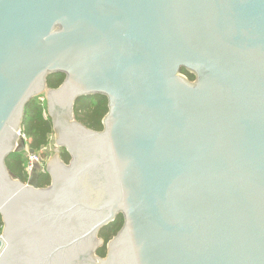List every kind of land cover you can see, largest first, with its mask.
I'll return each mask as SVG.
<instances>
[{
    "label": "water",
    "instance_id": "obj_1",
    "mask_svg": "<svg viewBox=\"0 0 264 264\" xmlns=\"http://www.w3.org/2000/svg\"><path fill=\"white\" fill-rule=\"evenodd\" d=\"M41 96L47 188L6 165ZM0 215V264H264V0H0Z\"/></svg>",
    "mask_w": 264,
    "mask_h": 264
},
{
    "label": "trees",
    "instance_id": "obj_2",
    "mask_svg": "<svg viewBox=\"0 0 264 264\" xmlns=\"http://www.w3.org/2000/svg\"><path fill=\"white\" fill-rule=\"evenodd\" d=\"M183 74L190 80L195 81L194 76L183 70ZM65 76L57 74L49 76L47 85L49 89H58L64 82ZM43 97L32 99L25 109V117L22 125V133L29 139L30 147L34 151H40L43 146L48 145L49 136L54 134L52 120L47 114V104ZM108 99L104 96L84 97L76 102L74 113L76 121L86 128L95 131H103L102 122L108 114ZM22 149V147H19ZM23 151V150H22ZM22 151H17L9 156L6 165L12 176L24 184H28L30 177L25 172V159ZM62 160L68 164L71 160L69 154L64 151L61 154ZM35 176V175H34ZM32 176V182L36 181L39 188H47L51 185V177L48 173L37 175V179ZM123 218L119 216L113 223L103 228L100 237L107 244L123 226ZM4 224L0 215V236ZM100 258L106 256V245L97 251Z\"/></svg>",
    "mask_w": 264,
    "mask_h": 264
},
{
    "label": "built area",
    "instance_id": "obj_3",
    "mask_svg": "<svg viewBox=\"0 0 264 264\" xmlns=\"http://www.w3.org/2000/svg\"><path fill=\"white\" fill-rule=\"evenodd\" d=\"M45 101V99H43ZM19 142L22 144V154L24 156L26 165H25V172L28 174L29 177L34 175L48 173V161L50 159V153L52 152L54 146V137L53 135L49 136V143L46 146H43L40 151H34L30 147L29 139L26 137L22 130L19 132ZM44 154H43V153Z\"/></svg>",
    "mask_w": 264,
    "mask_h": 264
},
{
    "label": "rangeland",
    "instance_id": "obj_4",
    "mask_svg": "<svg viewBox=\"0 0 264 264\" xmlns=\"http://www.w3.org/2000/svg\"><path fill=\"white\" fill-rule=\"evenodd\" d=\"M41 97L44 98V96H41ZM44 99H45V98H44ZM47 114H48V110H47ZM48 116H49V114H48ZM53 137H54V144L56 145V148H55V146H54L52 152L50 153V159H49V161H48V165H49L50 161L53 159V157H54L56 154L59 155V153L62 154V153L65 151L64 149H61V148L59 149V148H58V146H57V144H56L55 134H53ZM17 150H20V148L18 147ZM42 153H43V152H42ZM43 154H44V153H43Z\"/></svg>",
    "mask_w": 264,
    "mask_h": 264
},
{
    "label": "flooded vegetation",
    "instance_id": "obj_5",
    "mask_svg": "<svg viewBox=\"0 0 264 264\" xmlns=\"http://www.w3.org/2000/svg\"><path fill=\"white\" fill-rule=\"evenodd\" d=\"M58 156H60V158H61V153H59ZM63 162H64V161H63ZM70 162H71V160H70ZM70 162H69L68 164H66L65 162H64V163H65L66 165H69ZM119 216H122V215H118V216L116 217V219H117ZM122 218H123V216H122ZM116 219H115V220H116ZM115 220H114V221H115ZM123 221H124V220H123ZM112 223H113V222H112ZM123 224H124V222H123ZM122 227H123V226H122ZM121 229H122V228H121ZM100 232H101V231H100ZM119 232H120V231H119ZM119 232H118V233H119ZM118 233H117V234H118ZM117 234H116V235H117ZM114 237H115V236H114ZM114 237H113V238H114ZM99 238L103 241V245L100 246V247L97 249V251L106 245V255H107V245H108V243H109L113 238H112L110 241H108L107 244L105 243V240L102 239V238L100 237V233H99ZM96 256H98V255H97V252H96ZM98 257H99V256H98ZM105 257H106V256H105ZM105 257H104V258H105ZM99 258H100V257H99ZM104 258H101V259H104Z\"/></svg>",
    "mask_w": 264,
    "mask_h": 264
}]
</instances>
